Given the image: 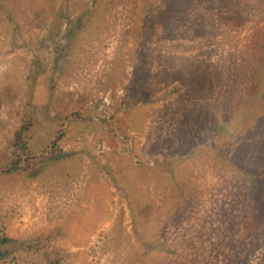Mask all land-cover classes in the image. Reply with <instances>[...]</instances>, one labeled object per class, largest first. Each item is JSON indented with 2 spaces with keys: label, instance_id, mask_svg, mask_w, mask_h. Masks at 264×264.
I'll list each match as a JSON object with an SVG mask.
<instances>
[{
  "label": "rangeland",
  "instance_id": "obj_1",
  "mask_svg": "<svg viewBox=\"0 0 264 264\" xmlns=\"http://www.w3.org/2000/svg\"><path fill=\"white\" fill-rule=\"evenodd\" d=\"M0 230V264H264V0H0Z\"/></svg>",
  "mask_w": 264,
  "mask_h": 264
},
{
  "label": "trees",
  "instance_id": "obj_2",
  "mask_svg": "<svg viewBox=\"0 0 264 264\" xmlns=\"http://www.w3.org/2000/svg\"><path fill=\"white\" fill-rule=\"evenodd\" d=\"M67 35L70 37L71 34L70 32L67 33ZM54 54L52 53V56ZM57 56L54 55L53 58H55V60L52 62H44V66L45 67H41L38 66L36 67L37 70L36 71H47L49 68H53L55 71H58L60 68V64L62 59ZM32 121L29 120H25L23 121V123L21 124V126L14 132L12 141H11V147H12V159H11V164L13 165L11 168H9L7 171H5L6 173H11L14 172L16 170H20L21 168H23V161L26 160L27 158H29L31 156V150H30V146H29V141H28V133H29V129L32 126ZM62 139V135H60L55 141H53V145L52 148L56 149L59 145L60 140ZM1 232V230H0ZM6 238H2L0 239V244H6ZM40 245V242L37 241V243H35V245H30L31 248H33V246H37ZM54 252V251H52ZM2 255L5 254L4 251H2L1 253ZM51 264H63L62 263V259L60 257V255L56 254L55 258H53L50 261Z\"/></svg>",
  "mask_w": 264,
  "mask_h": 264
}]
</instances>
